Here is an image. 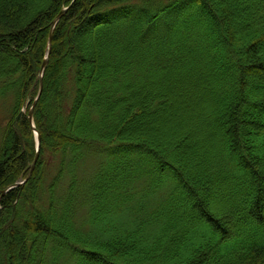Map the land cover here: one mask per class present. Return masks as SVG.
<instances>
[{"label":"trees","instance_id":"obj_1","mask_svg":"<svg viewBox=\"0 0 264 264\" xmlns=\"http://www.w3.org/2000/svg\"><path fill=\"white\" fill-rule=\"evenodd\" d=\"M8 99L0 264H264V0H0Z\"/></svg>","mask_w":264,"mask_h":264},{"label":"water","instance_id":"obj_2","mask_svg":"<svg viewBox=\"0 0 264 264\" xmlns=\"http://www.w3.org/2000/svg\"><path fill=\"white\" fill-rule=\"evenodd\" d=\"M65 9L57 16V18L54 20L53 22V26L57 23V21L59 20V18L61 17V15L64 13ZM50 45H51V36L49 37V44H48V49H50ZM49 53V51H48ZM46 63H47V57L42 65V70L44 69V67L46 66ZM41 87H42V82L40 81V90H39V93L41 92ZM29 119L32 120V108L31 110L29 111ZM35 133H36V155L34 157V160H33V163H32V166H31V170L32 168L34 167L36 161H37V158H38V152H39V148H40V137L38 135V132L35 130ZM31 173V171H30ZM23 183V182H22ZM21 183V184H22ZM20 184V183H18ZM16 184V185H18ZM5 192V191H4Z\"/></svg>","mask_w":264,"mask_h":264},{"label":"rangeland","instance_id":"obj_3","mask_svg":"<svg viewBox=\"0 0 264 264\" xmlns=\"http://www.w3.org/2000/svg\"><path fill=\"white\" fill-rule=\"evenodd\" d=\"M64 9H66V8H64ZM10 105H11V102L9 99L5 101V104H3V103L0 104V124L1 123L4 124L7 121L8 116L10 115V108H9ZM186 106H187V102H186ZM86 165H88V164H86Z\"/></svg>","mask_w":264,"mask_h":264}]
</instances>
